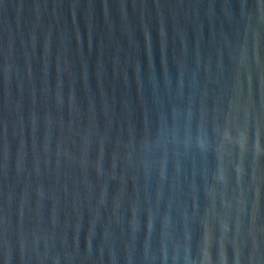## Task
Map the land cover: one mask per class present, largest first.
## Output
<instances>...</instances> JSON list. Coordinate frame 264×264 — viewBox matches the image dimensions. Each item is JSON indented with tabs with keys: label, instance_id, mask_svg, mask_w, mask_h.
<instances>
[{
	"label": "water",
	"instance_id": "95a60500",
	"mask_svg": "<svg viewBox=\"0 0 264 264\" xmlns=\"http://www.w3.org/2000/svg\"><path fill=\"white\" fill-rule=\"evenodd\" d=\"M0 264H264V0H0Z\"/></svg>",
	"mask_w": 264,
	"mask_h": 264
}]
</instances>
